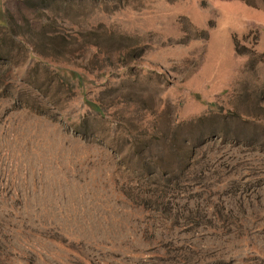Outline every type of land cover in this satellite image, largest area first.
Returning <instances> with one entry per match:
<instances>
[{"label":"rangeland","instance_id":"rangeland-1","mask_svg":"<svg viewBox=\"0 0 264 264\" xmlns=\"http://www.w3.org/2000/svg\"><path fill=\"white\" fill-rule=\"evenodd\" d=\"M1 19L0 264H264V0Z\"/></svg>","mask_w":264,"mask_h":264},{"label":"trees","instance_id":"trees-1","mask_svg":"<svg viewBox=\"0 0 264 264\" xmlns=\"http://www.w3.org/2000/svg\"><path fill=\"white\" fill-rule=\"evenodd\" d=\"M0 24L3 23V19L0 20ZM1 26V25H0ZM3 26V25H2ZM70 72V71H69ZM73 74L70 73V78L75 80L76 81V84L74 86H77V87H80V88H83V82H82V78H81V75L78 73H76V71H72ZM86 102L88 103V105L90 107H92L95 111L99 112L100 111V107L98 104H96L95 102L93 101H89V100H86Z\"/></svg>","mask_w":264,"mask_h":264}]
</instances>
